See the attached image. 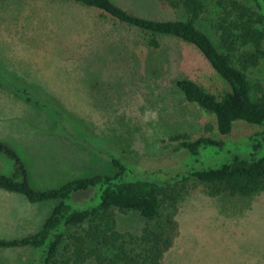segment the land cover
<instances>
[{
	"label": "rangeland",
	"instance_id": "rangeland-1",
	"mask_svg": "<svg viewBox=\"0 0 264 264\" xmlns=\"http://www.w3.org/2000/svg\"><path fill=\"white\" fill-rule=\"evenodd\" d=\"M114 1L147 18L184 17L183 10L161 0ZM215 1L207 2L198 25L219 45ZM150 36L70 0H0V66L54 98L88 127L104 151L56 133L44 109L0 87V140L20 152L34 185L58 186L71 178L110 173L111 154L130 169L170 177L183 168L187 155L171 139L179 133L225 144L201 153L199 162L206 165L218 166L237 152L252 150L248 138L264 125L238 120L229 134H221L215 116L187 101L174 85L187 77L217 95L230 90L204 55L169 35H155L159 45L153 47ZM247 75L254 94L258 84L264 89V59ZM258 154H264V143ZM12 171L13 162L0 153V174ZM176 183L168 196H180H167L158 218L175 211L179 235L161 264H264V191L213 196L192 179ZM53 205L0 190V238L36 232ZM115 217L119 233L140 235L146 223L136 211L116 210ZM33 257L31 246L0 249V264H31ZM83 264L99 263L88 258Z\"/></svg>",
	"mask_w": 264,
	"mask_h": 264
},
{
	"label": "trees",
	"instance_id": "trees-1",
	"mask_svg": "<svg viewBox=\"0 0 264 264\" xmlns=\"http://www.w3.org/2000/svg\"><path fill=\"white\" fill-rule=\"evenodd\" d=\"M99 9L119 22L151 35L149 44L159 45L155 35H169L195 46L230 90L217 95L196 81L182 77L174 85L187 101L213 114L221 134H229L238 120L264 125V89L253 92L247 71L264 59V0H216L219 11L216 29L220 43L203 31L198 21L207 12L209 0H161L183 10L184 17L153 19L139 16L114 0H70ZM0 87L44 109L53 119L54 130L65 138L104 152L100 141L79 119L65 111L51 96L0 66ZM176 150H184L183 168L164 178L158 172L130 169L120 157L110 155L113 170L75 177L51 187L33 184L28 164L20 152L0 140V153L13 162L11 174H0V190L24 196L30 203L54 202L41 227L34 233L0 238V249L31 246V264H83L94 258L99 264H161L179 235L175 211L159 220L173 181L192 179L206 185L209 194L252 196L264 191V130L248 138L250 152L235 153L218 166L200 161L201 153L225 144L208 136L189 138L186 133L171 137ZM175 196H168L177 199ZM176 200L173 201L175 207ZM136 211L146 220L142 233H119L115 211ZM67 253H70L67 255Z\"/></svg>",
	"mask_w": 264,
	"mask_h": 264
}]
</instances>
